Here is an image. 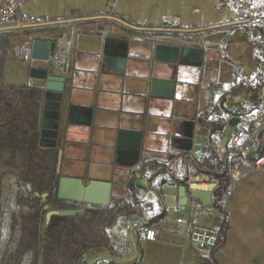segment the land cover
Returning <instances> with one entry per match:
<instances>
[{"label": "crops", "instance_id": "crops-1", "mask_svg": "<svg viewBox=\"0 0 264 264\" xmlns=\"http://www.w3.org/2000/svg\"><path fill=\"white\" fill-rule=\"evenodd\" d=\"M109 3L114 6L110 8ZM21 13L33 23L94 19L0 32V83L6 87L34 83L31 68L57 74L54 53L70 51L63 92L66 110L55 148L62 150V173H68L71 162L101 160L104 151L114 162L118 130L142 132L138 159L131 152L119 153L112 175L109 201L125 207L113 226L120 255L109 250L92 252L85 264H207L202 258L217 242L221 214L191 198L186 183L182 184L186 200L177 189L166 199L163 190L179 186L171 174L181 180L185 171L189 176L202 173L199 167L204 166L210 149L209 131L199 118L222 99L237 113L226 114L225 126L232 118L235 126L227 147L220 144L222 134L211 149L225 156L232 136L239 133L242 159L234 158L228 166L224 232L211 263L264 264V176L254 173L246 160L258 145L254 113L264 100L245 89L233 93L240 87L238 76L250 81L258 74L264 0H29ZM243 21L252 24L251 39L240 30ZM106 37L116 41L105 47ZM35 39L55 41V51L38 50L33 57ZM157 43L187 48L173 65L178 73L171 98L153 97L149 88L146 94H138L112 83L120 67L115 55L124 48L125 74L164 78L153 73L167 58L163 52L156 56ZM70 106L90 107V123H83L77 112L68 122ZM185 135L191 137V149L179 151L181 143L171 138ZM129 181L135 183V190H127ZM125 209L133 213L127 215ZM147 228L157 231L154 241L145 240Z\"/></svg>", "mask_w": 264, "mask_h": 264}, {"label": "trees", "instance_id": "trees-1", "mask_svg": "<svg viewBox=\"0 0 264 264\" xmlns=\"http://www.w3.org/2000/svg\"><path fill=\"white\" fill-rule=\"evenodd\" d=\"M260 52L256 85L252 88L237 87L233 93L238 88L245 89L264 100V92L260 94L264 87V43ZM1 67L2 63L0 74ZM41 97L42 89L37 86L6 87L0 83V264H85L92 252L102 250H109L111 254L115 252L118 256L113 226L125 207L121 208L112 200L107 205H80L57 198V150L38 144ZM225 102L226 99H222L218 106L199 118L201 125L209 131L210 150L203 161L204 166L198 167L215 184L210 207L221 214L217 242L209 255L202 258L207 264L213 263L214 249L222 242L225 225L223 203L230 187L228 166L236 158L242 159L239 152L234 151V155L230 156L226 149L225 156L219 157L211 149L222 137L226 114H237L228 109ZM243 111L249 112V109ZM256 122L255 140L258 145L246 155L247 162L252 166L264 155V118L262 122ZM135 188L134 182L127 183V190ZM34 193L47 195L42 201ZM7 194H12V198L7 223L3 224ZM46 204L52 209L82 208L84 212L76 216L51 215L46 223ZM126 209L127 215L133 213Z\"/></svg>", "mask_w": 264, "mask_h": 264}, {"label": "water", "instance_id": "water-1", "mask_svg": "<svg viewBox=\"0 0 264 264\" xmlns=\"http://www.w3.org/2000/svg\"><path fill=\"white\" fill-rule=\"evenodd\" d=\"M116 20L115 18H112ZM94 20L92 18H81L73 20H65L62 23L59 22H40L26 25L20 29H33L54 26L57 24H71L84 21ZM19 30L17 27L0 28V32ZM111 37H106L104 40L105 47L115 42ZM32 56L37 57L38 50H46L47 52L55 51V41L50 42L45 39H35L31 43ZM187 48L181 49L178 45L157 43L155 44L156 56L159 52H163L167 55L166 60L158 67L153 68V73L158 74L164 78L152 77L149 79L146 76H136L132 74H125L126 54L124 48L122 54L115 55L116 63L120 67L118 73L115 74V79L112 83L116 85H124L126 89L135 91L138 94H146L149 88V93L153 97L171 98L175 90V79L177 68L174 67V62L178 60L180 52H183ZM118 56V57H117ZM29 75L32 79H35L34 83L29 85L37 86L42 89L41 97V110L40 120L38 127L39 140L38 144L43 148H56V142L58 138V131L63 118L64 104H63V92L66 76L60 74H49L47 69L31 68ZM79 113L83 123L89 124L91 121L92 109L90 107L70 106L68 108V122H71L70 116L73 113ZM235 118L230 119L227 125L223 129V137L220 144L223 146L230 137L233 127L235 126ZM194 123L193 121H191ZM142 132L136 130L120 129L117 132L116 138V158L112 162L106 155L108 152L102 153L101 160H90L89 162H71L68 165V173L64 174L62 170V150H57L56 167L55 172L58 175L57 181V198L60 200L77 202V203H89L107 205L110 199L112 175L114 171V164L117 160V155L122 152H131L135 155L136 159L139 157L141 147ZM171 141H177L181 143L177 147L179 151H189L191 149V137L185 135L182 138L173 136ZM173 182L179 184L175 187L173 184L167 186L163 193L167 197L171 192L177 189L178 196L183 197L186 200L185 185L188 184L191 198L201 201L205 206L211 204V193L215 184L210 182V178L206 173H198L196 175L189 176L188 172L181 180L172 175ZM204 182V185L200 183ZM30 189V185H27ZM35 196L42 198V201L46 198V193L39 195L34 193ZM180 201V200H179ZM44 209L48 210L45 215V221L48 223L51 215L62 216H76L83 214L82 208L75 209H52L48 204L44 205Z\"/></svg>", "mask_w": 264, "mask_h": 264}, {"label": "built area", "instance_id": "built-area-1", "mask_svg": "<svg viewBox=\"0 0 264 264\" xmlns=\"http://www.w3.org/2000/svg\"><path fill=\"white\" fill-rule=\"evenodd\" d=\"M29 0H0V28H6V27H17L22 28L26 25L33 24L32 19L29 18L27 15L21 13V8L23 5ZM113 3H109V7H113ZM240 30L247 35L248 38H252V24L249 22H241ZM70 57V51L69 50H60L56 51L54 53V62L57 69L58 74L65 76L67 73V65ZM237 86H242L246 88H252L256 85L257 78L250 81H245L241 76H238ZM264 92V87L261 88L260 94ZM261 108V109H260ZM264 118V105L262 107H259L257 111L254 113V119L257 121L263 120ZM240 134L237 133L234 136H232L230 142H229V149L228 153L230 156L234 155V151L238 152L239 150V139ZM177 162H175V166H177ZM234 171V169H233ZM232 171V172H233ZM252 171L260 176H264V155L259 157L252 167ZM147 174H150V171L146 172ZM178 222H181V219L177 220ZM157 236V231L153 228H147L144 232V238L147 241H154Z\"/></svg>", "mask_w": 264, "mask_h": 264}, {"label": "rangeland", "instance_id": "rangeland-1", "mask_svg": "<svg viewBox=\"0 0 264 264\" xmlns=\"http://www.w3.org/2000/svg\"><path fill=\"white\" fill-rule=\"evenodd\" d=\"M1 166V165H0ZM11 198H12V194H7L6 195V198H5V207L7 208V210H5L6 212H4L3 213V224H6L7 223V217H8V215H7V212H9V205L11 204ZM187 214H185L184 212H183V217L186 219V216ZM209 234H211V233H209ZM203 249H205V248H203Z\"/></svg>", "mask_w": 264, "mask_h": 264}]
</instances>
